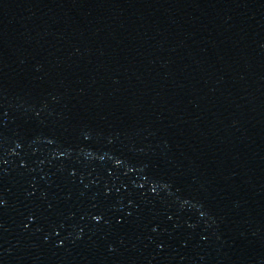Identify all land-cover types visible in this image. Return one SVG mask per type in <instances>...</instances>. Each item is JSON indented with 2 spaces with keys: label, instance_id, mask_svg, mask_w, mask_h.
Wrapping results in <instances>:
<instances>
[{
  "label": "water",
  "instance_id": "obj_1",
  "mask_svg": "<svg viewBox=\"0 0 264 264\" xmlns=\"http://www.w3.org/2000/svg\"><path fill=\"white\" fill-rule=\"evenodd\" d=\"M0 264H264V0H0Z\"/></svg>",
  "mask_w": 264,
  "mask_h": 264
}]
</instances>
